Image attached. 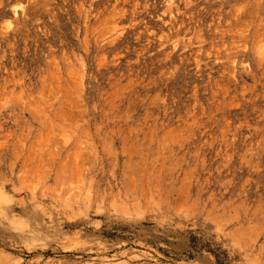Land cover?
Returning <instances> with one entry per match:
<instances>
[{
    "label": "rangeland",
    "instance_id": "1",
    "mask_svg": "<svg viewBox=\"0 0 264 264\" xmlns=\"http://www.w3.org/2000/svg\"><path fill=\"white\" fill-rule=\"evenodd\" d=\"M0 264H264V0H0Z\"/></svg>",
    "mask_w": 264,
    "mask_h": 264
}]
</instances>
